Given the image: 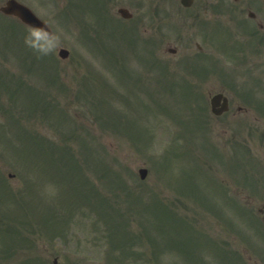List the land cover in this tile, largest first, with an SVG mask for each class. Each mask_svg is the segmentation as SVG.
Here are the masks:
<instances>
[{
    "label": "rangeland",
    "instance_id": "374dc122",
    "mask_svg": "<svg viewBox=\"0 0 264 264\" xmlns=\"http://www.w3.org/2000/svg\"><path fill=\"white\" fill-rule=\"evenodd\" d=\"M21 1L40 12L59 40L43 54L25 43L24 33H0V264H52L54 258L56 264H236L225 251L251 250L245 234L262 237L256 210L264 206V144L238 135V122L212 118L207 96L220 81L235 96L233 84L246 87V79L238 72L212 80L202 74L201 97L182 100L162 85L148 87L144 76L124 78L122 67L137 63L123 47L134 23L118 18L117 8L126 6L149 27L159 17L149 8L162 4L175 26L177 0L111 1L102 17L90 1L69 7L66 16L65 0ZM176 38L170 28L164 44L177 47ZM187 39L191 44L182 46L193 53L195 39ZM107 44L117 47L111 59L100 47ZM59 48L69 50L68 58L57 56ZM178 56L165 55L171 72L162 84L179 75ZM193 65L204 73L203 65ZM258 77L264 82V75ZM184 102H205V119L213 126L207 139L178 118L176 106L185 108ZM211 146H218L219 159L209 156ZM141 167L147 169L144 180ZM242 168L256 184L245 192L236 183ZM210 169L248 206V218L239 217L234 203L214 199L219 195ZM14 227L26 240L15 259L5 254ZM55 228L62 241L49 239ZM132 246L142 255L131 256Z\"/></svg>",
    "mask_w": 264,
    "mask_h": 264
},
{
    "label": "flooded vegetation",
    "instance_id": "af4514ba",
    "mask_svg": "<svg viewBox=\"0 0 264 264\" xmlns=\"http://www.w3.org/2000/svg\"><path fill=\"white\" fill-rule=\"evenodd\" d=\"M184 10H191L187 16L197 21L195 30L205 38L206 48L195 43L198 53L229 48L242 74L264 69V0H192Z\"/></svg>",
    "mask_w": 264,
    "mask_h": 264
},
{
    "label": "clouds",
    "instance_id": "9594fccd",
    "mask_svg": "<svg viewBox=\"0 0 264 264\" xmlns=\"http://www.w3.org/2000/svg\"><path fill=\"white\" fill-rule=\"evenodd\" d=\"M58 40V35L49 33L43 28H33L25 36V43L43 54L51 51Z\"/></svg>",
    "mask_w": 264,
    "mask_h": 264
},
{
    "label": "water",
    "instance_id": "95a60500",
    "mask_svg": "<svg viewBox=\"0 0 264 264\" xmlns=\"http://www.w3.org/2000/svg\"><path fill=\"white\" fill-rule=\"evenodd\" d=\"M11 11H13L14 13L18 14L21 19L23 21H25L26 23L32 25V26H38V27H43L42 24H40L34 17H32V15H30V13L24 9L21 8L15 4H11V9H9ZM63 55V54H62ZM64 56V55H63ZM145 172L141 171V177H144Z\"/></svg>",
    "mask_w": 264,
    "mask_h": 264
}]
</instances>
